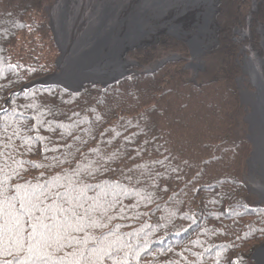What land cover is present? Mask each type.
<instances>
[{"label":"trees","instance_id":"1","mask_svg":"<svg viewBox=\"0 0 264 264\" xmlns=\"http://www.w3.org/2000/svg\"><path fill=\"white\" fill-rule=\"evenodd\" d=\"M53 1L0 0V264H256L264 203L244 179L252 141L222 35L241 1L219 0L220 40L196 81L168 61L6 104L57 68ZM168 39L130 51L145 65Z\"/></svg>","mask_w":264,"mask_h":264},{"label":"bare ground","instance_id":"2","mask_svg":"<svg viewBox=\"0 0 264 264\" xmlns=\"http://www.w3.org/2000/svg\"><path fill=\"white\" fill-rule=\"evenodd\" d=\"M214 4L215 0H57L52 20L62 52L59 66L64 76L60 80L68 77L72 86L78 79L109 80L129 64L122 54L146 45L148 39L154 43L161 33L178 35L196 56L216 45ZM257 4L255 0L252 14ZM261 29L264 31V25ZM259 52L251 49L244 58L255 90L240 94L251 108L249 122L255 144L252 161L264 178V56ZM54 79L58 78L51 76L45 81ZM253 181L264 198V184L259 179Z\"/></svg>","mask_w":264,"mask_h":264},{"label":"rangeland","instance_id":"3","mask_svg":"<svg viewBox=\"0 0 264 264\" xmlns=\"http://www.w3.org/2000/svg\"><path fill=\"white\" fill-rule=\"evenodd\" d=\"M56 1L57 0H54L52 4L48 6L47 9H48L50 23L52 22L51 27H52V30L55 36V40L60 50L59 56L61 58L62 52L60 49V45L58 43L59 40L57 39V36L54 32L53 20H52L53 19V7ZM240 1L242 3V7L240 8V6L239 7L237 6L239 10L232 17L233 19L226 26V29L224 30L222 29V35H224L231 43H234L236 45V46L234 45L236 49L234 50L233 60L240 69L238 75L236 76V82H237L238 89H239L240 103L243 108L242 120L246 123V136L248 139L252 141V150L248 158V168L245 171L244 179L250 189V192L254 195L255 201L257 203H264V198L255 188V182L253 181V179H256V180L259 179L261 183L264 184V178L261 176V174H259L260 169L257 167L258 165L256 163H253L252 161V157L255 151V144H254V139H253L252 131L250 128V122H249V115L251 113V108L249 104L246 103L242 99L241 94H240L241 92L243 93L244 90H249V91L255 90V86L250 81V75L247 73V71L244 68V58H245V54H248V55L250 54L251 49H255V50L257 49L258 51L260 49L259 53L262 56H264V31L261 29V26L264 25V19H257V17H254L255 18L254 19L252 18L253 16L251 17L253 7L255 6L254 5L255 0H239V2ZM214 7L215 8L213 11L215 14L213 13L212 19H213V22L214 21L216 22V24L218 21V27H213L215 29V32L213 33V40L214 42L217 43V41L220 40L219 31L221 29L220 22L218 20V12L220 9L219 0H215ZM216 31H218V34L216 33ZM161 34H164V33H161ZM169 37L172 40V45H169V39H168L167 49L161 50V47H159L158 49L159 55L154 57L149 63L145 65H139L137 58L135 56H132V51H129L127 52L126 55L122 54V58L129 61V64L126 65L124 72H120L118 75H116L115 77H111L109 80H101L100 78H98V79H93V80L87 79L88 81L87 80L85 81L92 82V83H100L102 85H105V84L108 85L136 71L141 70V72L143 73H153L154 71L158 69V67L162 66L168 61L180 63V66L182 67V69L188 72L190 80L196 81L201 74L199 73L200 70H203L206 67L207 65L206 62L208 59L207 56L209 54H212L211 49L214 46L211 45L209 48L204 49V51L201 52L200 54L193 56L189 47L181 39L178 38V35L172 34V35H169ZM151 39H148L146 41L147 44L150 42L152 43V41H150ZM155 41H157V39ZM146 42L144 43L146 44ZM178 42L181 43L182 46L184 47L185 49L184 52L180 51L181 50L180 48H177ZM155 44H159V43H155ZM158 62H161V63L158 67H156L158 65L157 64ZM59 65L60 64L57 63V68L55 70L56 72H59L61 70ZM240 67H242L244 70L243 69L241 70ZM117 76H121V78H119L118 80H114ZM85 81H83V83L81 84L78 83L75 86H71V88H74V89L79 88L82 84L84 85L85 83H87ZM65 85L69 86L68 84H65Z\"/></svg>","mask_w":264,"mask_h":264},{"label":"water","instance_id":"4","mask_svg":"<svg viewBox=\"0 0 264 264\" xmlns=\"http://www.w3.org/2000/svg\"><path fill=\"white\" fill-rule=\"evenodd\" d=\"M61 49V48H60ZM59 60H60V56H59V58H57V63H59ZM51 76H55L56 78H58L57 80H49V81H45L46 80V78L47 77H51ZM60 76H64L63 75V71L62 70H60L59 72H54V73H51V74H49V75H47L46 77H43V78H39V79H36V80H33L32 82H30V83H28V84H26V85H24V86H22L20 89H18V90H13L10 94H9V96H8V98L6 99V104L8 103V101H9V99H10V97H11V95L12 94H14V93H18V92H20L21 90H23V89H29V88H31V87H33V86H36V85H44V86H47V85H52V84H59V85H62L64 88H66V89H70V90H79L82 86H83V84L79 87V88H71V84H70V82H69V80H68V77H66L64 80H60ZM119 78H121V76H117L114 80H118ZM85 80H87V79H78L77 81H76V84H74V85H77L78 83H83V81H85ZM88 81V80H87ZM87 81H85V82H87ZM111 82V81H110ZM68 84L69 86H66L65 84ZM64 84V85H63ZM106 85V84H105ZM104 85V86H105ZM253 259L255 260V263L256 264H264V243L262 244V245H260L255 251H254V253H253Z\"/></svg>","mask_w":264,"mask_h":264},{"label":"snow or ice","instance_id":"5","mask_svg":"<svg viewBox=\"0 0 264 264\" xmlns=\"http://www.w3.org/2000/svg\"><path fill=\"white\" fill-rule=\"evenodd\" d=\"M18 223V222H17ZM33 228H35V225H33Z\"/></svg>","mask_w":264,"mask_h":264}]
</instances>
